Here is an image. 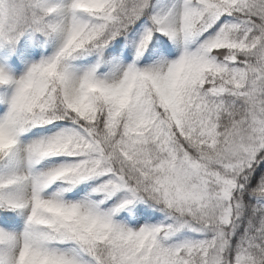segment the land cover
I'll return each mask as SVG.
<instances>
[{"label": "snow or ice", "instance_id": "6c2138e0", "mask_svg": "<svg viewBox=\"0 0 264 264\" xmlns=\"http://www.w3.org/2000/svg\"><path fill=\"white\" fill-rule=\"evenodd\" d=\"M0 264H264V0H0Z\"/></svg>", "mask_w": 264, "mask_h": 264}]
</instances>
